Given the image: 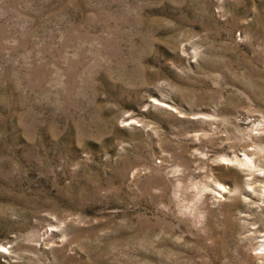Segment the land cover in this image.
Returning a JSON list of instances; mask_svg holds the SVG:
<instances>
[{"label":"rangeland","instance_id":"1","mask_svg":"<svg viewBox=\"0 0 264 264\" xmlns=\"http://www.w3.org/2000/svg\"><path fill=\"white\" fill-rule=\"evenodd\" d=\"M0 264H264V0H0Z\"/></svg>","mask_w":264,"mask_h":264},{"label":"bare ground","instance_id":"2","mask_svg":"<svg viewBox=\"0 0 264 264\" xmlns=\"http://www.w3.org/2000/svg\"><path fill=\"white\" fill-rule=\"evenodd\" d=\"M245 158H247V157H245ZM234 160H235V159H234ZM247 160H249V159H247ZM249 161H250V160H249ZM252 162H253V161H252ZM243 163H244V165H246V161H245V160H244V162H243ZM249 163H250V162H249Z\"/></svg>","mask_w":264,"mask_h":264}]
</instances>
